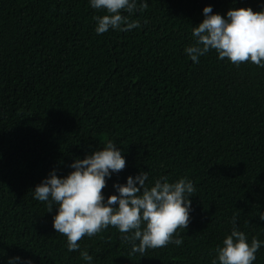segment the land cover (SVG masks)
Wrapping results in <instances>:
<instances>
[{
  "label": "trees",
  "instance_id": "16d2710c",
  "mask_svg": "<svg viewBox=\"0 0 264 264\" xmlns=\"http://www.w3.org/2000/svg\"><path fill=\"white\" fill-rule=\"evenodd\" d=\"M130 19L140 28L97 35L88 0H0V264H211L235 225L264 241V67L218 60L193 63L184 48L202 9L264 7V0H147ZM146 21V23H145ZM126 166L113 183L148 172L151 184L188 177L196 194L182 244L141 257L114 227L83 237L69 252L34 187L66 175L107 140ZM253 264H264V247Z\"/></svg>",
  "mask_w": 264,
  "mask_h": 264
},
{
  "label": "clouds",
  "instance_id": "9594fccd",
  "mask_svg": "<svg viewBox=\"0 0 264 264\" xmlns=\"http://www.w3.org/2000/svg\"><path fill=\"white\" fill-rule=\"evenodd\" d=\"M89 6L103 15L94 16L97 35L109 30L129 32L140 28L134 14L148 8L147 0H88ZM203 19L191 30L192 42L184 48L186 56L198 63L210 51L218 60L227 59L235 66L248 62L264 67V7H230L225 14L213 12L212 5L202 9ZM146 23V21H145ZM126 166L122 149L111 139L83 158L75 157L71 171L58 175L55 168L33 190V199L43 202L47 212H56L52 227L66 237L69 252L79 251L83 237H92L114 227L130 245L132 253L142 256L148 249L182 244L177 229H186L192 211L190 197L196 194L188 177L169 181L167 176L148 183V172L129 175L124 183H113L114 192L102 191L107 179ZM259 218L264 220V212ZM215 249L211 264H253L264 241L247 235L235 225ZM86 264H93L87 251H80ZM7 264H33L20 256L9 257Z\"/></svg>",
  "mask_w": 264,
  "mask_h": 264
}]
</instances>
